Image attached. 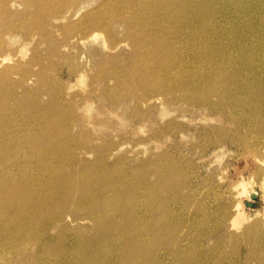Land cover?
<instances>
[{
	"label": "rangeland",
	"instance_id": "rangeland-1",
	"mask_svg": "<svg viewBox=\"0 0 264 264\" xmlns=\"http://www.w3.org/2000/svg\"><path fill=\"white\" fill-rule=\"evenodd\" d=\"M178 1L0 0V15L4 17L0 19V58L10 57L0 69L15 67L10 74L15 97L22 104L30 103V111L39 115L28 122L15 114V133L8 132L0 140V157L7 150L10 159L0 173L12 172L15 179L24 177L19 168L23 165L15 166L17 158L23 164L29 159L33 173L40 171L37 165L48 166L47 154L35 156L29 148L36 143L32 135L42 127L39 122L43 118L62 117L63 127L58 128L56 140L68 145L66 155L54 158L53 163L69 173L62 175L58 170L52 175L53 188L61 189V199L44 202L42 209V204L36 203L39 212H35V206L29 210L32 218L23 217L25 222L28 218L34 222L31 229L38 232V243L47 245L44 254L55 258L56 253H74L78 244L102 230L90 213L78 210L83 201L81 193L75 191L90 175L96 177L104 192L113 189L108 180L125 177L138 184L135 190H124V200L129 204L118 212L109 208L104 213H118L128 229L137 220L139 226L133 228L140 235L157 239L148 244L149 252L144 257L147 264L155 256L159 264H264V69H258L264 56L261 61L260 57L251 61L256 48L252 34L248 40L241 39L244 42L232 53L221 54L220 48L214 55L219 64L233 57L249 60L251 69L230 72L226 64L225 71H221L215 64L207 71L208 53L200 55L191 47L199 46L201 41L193 39L191 46L186 43V35L197 33L204 18L221 27L220 38L224 41L240 35L234 32L250 31L252 21L263 33L264 1L223 0L206 9L204 17L193 16L189 4ZM146 4L168 6L164 13L158 10L148 19H141L144 26L131 22ZM186 18H190L191 27L182 23ZM8 21L14 24L12 30L6 26ZM171 22L183 29L171 30ZM142 36L164 40L177 52L173 62L161 55L155 57L156 63L141 59L144 72L156 68V81L128 78L116 63L133 55L137 50L134 39ZM138 45L140 55L155 46L148 40H138ZM182 74L194 78L190 81L195 82L199 92H208L209 99L202 101L204 97L192 94L182 83L185 78H177ZM135 75H141V71ZM211 80L217 86L235 87L249 81L256 91L243 93L240 97L244 102L234 96L223 99L216 89H210ZM2 85L5 88V83ZM154 95L161 99L151 101ZM257 107L262 115L255 110ZM54 125L59 127V122ZM42 147L50 149L39 145L36 154ZM49 156L53 157L51 153ZM40 177L38 185L47 191L49 185L42 170ZM147 180L160 187L140 198V187ZM25 196L33 200L30 194ZM31 203L34 206L35 202ZM6 232L0 230V264H27L25 256L39 251L38 244H20L13 249L7 243ZM124 256L133 259L136 253Z\"/></svg>",
	"mask_w": 264,
	"mask_h": 264
},
{
	"label": "bare ground",
	"instance_id": "bare-ground-1",
	"mask_svg": "<svg viewBox=\"0 0 264 264\" xmlns=\"http://www.w3.org/2000/svg\"><path fill=\"white\" fill-rule=\"evenodd\" d=\"M222 1L223 0H201V2L198 3L197 0H180L178 2L182 5L189 4L191 9L195 12L193 16H203L204 17V12L206 9L215 7L216 5H220ZM262 1L264 0H261V2ZM243 5L246 6V3H243ZM167 6L168 5L151 6V5L146 4L145 7L140 8L141 10H139L138 13L134 15V17L130 21L134 22V24L138 23V25L144 26V23H143L144 21H140L141 19H144V18L148 19V17H150L153 13H156L158 10L161 13L162 11L164 13V10H166ZM1 11H3V9H1L0 7V12ZM2 18L4 17L0 15V19ZM204 19L201 20L200 29L198 30L197 33L186 35L187 37L186 43L190 45L189 42L193 39L201 41L199 46H196V47L191 46V45L190 46L193 49L199 50L200 55L204 53H208V54H205V55H209V58L205 62V69L207 71H209L211 68H215L216 67L215 64L219 65V67L221 68V71H225L224 67L226 66V64H227V67H225V69L230 72H233L236 69H240L246 72L249 69H251L252 67L251 68L248 67L249 60L243 61L242 59H236L235 57H233V59L229 61L228 63L219 64L214 61V55L217 53L218 49L220 48H222L221 54L232 53L233 48L238 47L244 42V41H241V39L248 40L249 36H251L252 34L255 35L254 45L256 48H254L253 50L251 61L252 59H254L253 61L256 62L255 58L258 59L257 57H260L259 61H261V58H262L261 56L262 55L264 56V37H261V36H264V30H263V33L260 30L259 31L256 30L255 29L256 26L254 25L253 21L249 25V27H251L250 31L246 29L245 31L234 32L240 35L237 38H232L233 36L232 35L230 38H228V40L224 41L220 38V37L223 38L221 27H216L212 25L211 23L213 22V20L211 19H208V20H204ZM193 20H195L196 22L199 21V19H194V18ZM237 20L239 19L237 18ZM182 23L184 25H188V27H191L190 18L184 19ZM6 26L10 30L14 28V24H12L10 21L6 23ZM169 26H170V29L175 32H180L181 31L180 28L183 29V27L180 26V24L178 26L177 24L173 22H171ZM192 31H197V30L192 29ZM1 38H3L2 35H1ZM138 40H141V41L148 40L151 43H153L155 46L154 48L149 50L146 53V55H140ZM219 40L221 44L215 45ZM134 43L137 45V50L133 51V55L129 57H125L127 59L123 58V61L122 59H119V61L117 60L116 62V63H119L118 65L120 67L124 68L125 75L128 78H133L134 80H137L139 79V77H142V78H146L149 81H156L157 80L156 68H152L151 71L148 70L144 72L142 64H141V59L145 60L146 63H156L154 59L157 55H161L162 57L165 58V61H169V62L176 61L178 58L177 52L174 50H171L170 46L167 43H165L164 40L156 39L153 36H142L140 38L135 37ZM158 51H160L161 54H154L155 52H158ZM9 58H10L9 56L3 55L0 58V65L6 64ZM261 63H262L260 64L261 67H258V69H264V59L263 58H262ZM159 64H162V63H159ZM14 68L15 67L13 68L8 67L7 69L6 68L0 69V140H2L1 137H5L6 135H8V132L15 133V123L13 122L15 121L16 113H18L17 114L18 116L19 114L23 116L28 122L33 119L37 120L39 118V115L35 116L30 111V103L22 104L20 101L17 100L18 98L15 97V85H12L11 83L12 81L10 77V74L12 73V70ZM140 71H141V75L136 76L135 73L140 72ZM2 77H4L5 79H1ZM179 77L185 78V82H182V83L190 89V92L192 94L200 95L204 97L205 99L201 98L203 99L202 101H206L209 99L208 96H210V94L208 92H199V90L196 87L197 85H195V82L192 83L190 81L194 78L190 77L187 74L179 75L177 78ZM2 83H5V88L3 87ZM210 89L211 90L216 89L221 95V98L223 99H227L228 97H231V96L238 97L239 102H244L243 99L240 97L243 93L256 91V89L253 88L252 83H250L249 81H245L244 85L240 87H235L232 84L217 86L213 82V80H211ZM160 99H161L160 95H154L152 96L151 101L152 100L159 101ZM255 110L257 111L259 115H262V112H260V108L257 107L255 108ZM242 113L244 112L242 111ZM61 121H62V117L58 119L43 118L39 122L40 124H42V127L40 129L36 128L35 132L32 135V137L36 139V143H35L36 145L34 144L32 147L30 146L29 148H31L35 152V156L42 157L45 154H47V165L48 166L39 167V165H37L38 168L40 169V171H38L39 174L32 172L33 167L30 166L31 164L27 163L30 161L29 159L26 161V163L23 164L18 158L15 159V166L23 165L19 168L24 172V177L15 179V175L12 172L8 174L0 173V230L3 229L4 231H7L6 240H7L8 245L13 247L14 249L20 244L26 246L27 243H32V244L37 243L39 246V251H37L34 254L25 256V258L29 261L27 264H33V262L49 263L51 261H55L57 263H61L63 261L62 264H147L145 262L144 257H145V253L149 252L147 251L149 250L148 244H152L153 242L157 241V239L155 240L153 238L154 239L153 240L151 237H148L145 239L144 236L140 235L133 228L135 226H139V221L137 222V220L134 221V226L128 229L127 222L118 213L116 212L106 213L105 212L107 216L104 213V211L109 208L111 210L113 209V211L115 210L118 212V209H121V206L129 204L128 200L127 202L126 200H124L125 197L123 195H125L126 189L135 190V188L138 187V184L126 179L125 177L119 178V181H114V180L109 181L107 179L109 186H111L114 190L111 189L110 191L104 192L100 190V186L97 184L96 177L86 175L89 178H92V180L88 178L86 182L81 184L80 189H76V191L74 190L75 192L81 193V200L83 201L82 205L79 207L78 210L79 212L83 211L84 213L86 212L90 213L91 217H94L96 219V226L98 225V227L102 228V230H97V232H95L87 242L85 243L82 242V244H78L77 249L75 250L74 253L72 252L70 253L69 250L66 249L68 251L65 252V255L62 254L64 252L61 253V255H64V256L57 255L58 256L57 257L56 254L58 253H56L54 255L55 258H53L50 255L44 254L45 253L44 248L47 245L42 242H41V245L38 243L37 241L38 232L35 233V231L31 229L35 227L34 222L31 223V221L28 220L29 218H32V214L29 215V213H31V211L29 210L35 209L36 203L37 204L40 203V205L42 204V207H41L42 209L43 206L45 205V204L43 205L44 202L46 204L50 202L54 203L56 202L55 199L56 200L61 199V196H60L61 189L54 190L53 187H55V185L53 186V183H52L53 182L52 175L58 172V170H60V173L62 175L63 173H68V172L61 171L62 168L59 167L58 164H53L54 158L56 157L62 158L68 152V145L65 142L63 144H59L57 143V140H56L59 138V136H57V130L63 127V124L61 123ZM55 122L56 124L59 122V127H55L54 125ZM54 136L56 137L53 139ZM3 141H6V138H4ZM39 145L40 146L47 145L50 147V149L47 147V150L49 149V151H46L44 147H42V149H39L36 154V148L38 149ZM52 147H54L56 150H52ZM6 153H8V151L4 150V152L1 154L0 169L7 168L8 163L10 161L9 157L6 156ZM50 153L53 155V157L49 156ZM28 155L26 157H28ZM17 157L21 158L20 155ZM41 170L43 171L45 175V179L44 178L43 179L46 180V182L49 185V189L47 191L38 185V181L42 179L40 177ZM65 175H69V173ZM161 175L163 176L164 174L162 173ZM75 181L80 182V179H76ZM159 187H160V184L153 185L152 183H149L147 180L145 185L140 187L139 197L141 198L142 196L143 198L144 196H147L151 194L153 191L157 190ZM184 190H185V187H184ZM74 191L72 193H75ZM26 194L31 195V200L33 199L31 202L33 203L35 202L34 206H32V203L30 202V197L28 198L25 196ZM157 200L153 202H157ZM203 201L204 200L202 199V202ZM40 205L36 206V209H35L36 213L39 212ZM205 212L206 211H204V213ZM167 216L168 215H165L164 217H167ZM23 217L24 218L29 217V218L25 222V220H23ZM132 221L133 219L130 220V222ZM13 223L15 225H13ZM101 225H105L106 227L108 226L107 227L108 229H106V227H103ZM124 226H125L124 229H120ZM7 229L10 230V232ZM123 235L127 237V240L125 242L123 241ZM162 235H165V234H162ZM158 237L156 235V238ZM149 238L152 239V242L151 240H149ZM166 239L164 241H166ZM160 240L161 239L159 238V241ZM124 251L126 253V256H127V253H130V255H134L136 253V256L133 259L131 258V256H129L130 258H128V256L125 257ZM138 252L139 254L137 255ZM122 256L124 257L123 260H122ZM157 258L158 257L155 256L154 261L151 264H159L160 262H158ZM176 264H179V263H176Z\"/></svg>",
	"mask_w": 264,
	"mask_h": 264
}]
</instances>
